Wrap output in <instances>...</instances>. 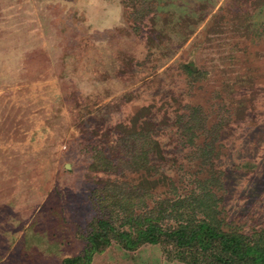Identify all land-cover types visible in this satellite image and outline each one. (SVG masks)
Here are the masks:
<instances>
[{
  "label": "rangeland",
  "instance_id": "obj_1",
  "mask_svg": "<svg viewBox=\"0 0 264 264\" xmlns=\"http://www.w3.org/2000/svg\"><path fill=\"white\" fill-rule=\"evenodd\" d=\"M33 170L82 254L108 215L160 231L91 264H188L158 210L202 191L264 248V0H0V264L41 223L6 197Z\"/></svg>",
  "mask_w": 264,
  "mask_h": 264
},
{
  "label": "trees",
  "instance_id": "obj_2",
  "mask_svg": "<svg viewBox=\"0 0 264 264\" xmlns=\"http://www.w3.org/2000/svg\"><path fill=\"white\" fill-rule=\"evenodd\" d=\"M149 160H151L150 157ZM145 193L148 192L145 191ZM193 193L191 191L190 195ZM192 198V201H187L184 197L173 201L170 206H175L173 208L175 211H172L170 215L158 210L161 218L165 216L172 218V224L169 225L170 234L174 235L173 242L180 255L190 258L188 264H256L257 260L264 263V248L258 247L256 243H249V240L241 234L227 236L224 229L218 230L213 225L209 219L211 206L205 201L209 198L206 191L195 194ZM162 200L165 201L166 198ZM123 217L128 228L118 225L119 228L115 223L113 225L111 215H108V219H99L98 225L101 228L105 227L106 231L89 235L88 240L91 243L89 250L84 254L64 258L62 262L91 264L93 255L105 250L111 244L112 238L119 239L126 249H134L143 243L153 244L160 241L159 229L146 215L141 217L135 211V214L126 213ZM130 221L138 226L131 228ZM99 242L103 246L100 247Z\"/></svg>",
  "mask_w": 264,
  "mask_h": 264
},
{
  "label": "crops",
  "instance_id": "obj_3",
  "mask_svg": "<svg viewBox=\"0 0 264 264\" xmlns=\"http://www.w3.org/2000/svg\"><path fill=\"white\" fill-rule=\"evenodd\" d=\"M27 178L30 184L23 188V192H20L18 187L17 189L11 188L9 196L6 197L30 213L29 219L25 221V227L26 223L31 222V217L32 223L34 221H41V223L34 227L36 231L34 239L31 237L34 231L29 237L27 233H22L23 230L20 232L19 239L21 237V241L15 258L16 263H55L64 258L81 254L82 249H80L75 236L68 234L71 225L66 223L62 217L61 198L54 193L55 190L52 188L47 189V187H51V184L49 180L46 182L47 177L44 171L38 174L33 170ZM11 239L14 240L15 236ZM96 254L93 255L92 260Z\"/></svg>",
  "mask_w": 264,
  "mask_h": 264
}]
</instances>
